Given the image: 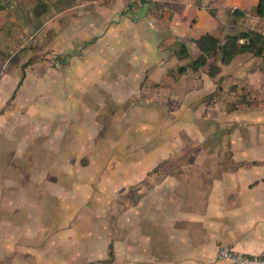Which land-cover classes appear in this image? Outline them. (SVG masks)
<instances>
[{
  "label": "crops",
  "instance_id": "obj_1",
  "mask_svg": "<svg viewBox=\"0 0 264 264\" xmlns=\"http://www.w3.org/2000/svg\"><path fill=\"white\" fill-rule=\"evenodd\" d=\"M68 1H53L60 6L54 17L55 23L60 21L54 24L58 52L72 55L71 64L78 66V79L86 86L112 77L109 85L118 92L117 106L132 107L136 118L150 119L154 128L149 135V144L153 140L154 145L140 152L137 164L138 177L150 172L149 191L135 207L140 215L134 223L133 248L121 238L117 264H212L222 247L243 255L264 251V56L240 55L229 65L213 58L199 69L192 66L200 55L194 41L205 34L222 38L234 32L237 9L241 18H250L246 22L250 29L240 32L264 35V19L252 15L259 0H81L73 8H68ZM2 8L0 125H8L7 114L17 110L30 73L36 82L51 73L31 71L32 66L23 80L22 72L21 79L15 75L9 81V62L17 55L7 53L12 37L23 44L29 34L17 31L15 17L9 18L10 11ZM144 19L150 30L141 35ZM181 45L187 47L189 58L179 57ZM115 47L117 57L109 61ZM97 48L107 57L96 58ZM27 63L13 67L16 71ZM213 63L218 67L215 72L210 68ZM22 96L20 104L28 103ZM89 96L90 102L98 95ZM191 143L206 144L208 150L178 151ZM165 144L167 151L161 152ZM11 171L12 179L0 183L1 260L23 222L22 216L16 221L14 216L16 194L22 195L24 184L22 179L14 182L15 169ZM18 173L19 168L15 176ZM183 208L189 214L180 215ZM144 212L150 216L144 218ZM143 238L150 240L149 247ZM24 247L18 256L29 255ZM32 253L40 255L39 250ZM77 257L75 250L74 264H79ZM13 261L26 264L18 258Z\"/></svg>",
  "mask_w": 264,
  "mask_h": 264
},
{
  "label": "rangeland",
  "instance_id": "obj_2",
  "mask_svg": "<svg viewBox=\"0 0 264 264\" xmlns=\"http://www.w3.org/2000/svg\"><path fill=\"white\" fill-rule=\"evenodd\" d=\"M80 1L71 0L66 5L73 8ZM2 6L10 11L9 18L15 17L13 26H17V31L29 34L23 44L12 37L14 43L7 53L17 55L9 62V68L6 66L9 81L15 75L21 79L22 66L15 71V63L29 62L26 70L34 66L31 71L51 75L36 82L30 73L17 110L7 114L11 123L0 125V183L6 185L12 179V167L13 181L22 179L24 184L22 195L17 193L15 198L18 210L14 220L17 215L22 216L21 232L16 241L7 242L8 250L0 264L17 258L26 264H74L75 250L79 264H117L121 238L129 249L133 248L134 223L140 215L135 207L150 187V172L138 177L137 169L140 152H148L154 145L153 140L149 144L154 129L150 119L139 115L136 118L137 112L128 105L117 106L118 92L109 85L114 82L112 77L95 81L93 86L78 79L81 73L77 72V65L71 64L72 55L60 54L56 49L54 24L60 21L55 23L54 17L59 14V5L50 4L42 15H37L34 0H0V11ZM249 19L235 18L238 29L228 33L250 29L246 26ZM140 28L141 35L148 33L147 19L140 22ZM99 50H95L96 58L107 57L105 50ZM113 51L107 57L109 61L117 57L118 48ZM17 82H12V86L16 84L13 90ZM93 92L97 99L89 102ZM22 95L28 103L21 105ZM104 99L106 103L102 102ZM207 146L185 144L178 151L184 149L193 154L200 149L207 151ZM162 151H167L166 144ZM190 162L185 160L186 166ZM183 211L189 214L183 208L180 215ZM147 216L149 212H144L143 217ZM143 242L150 246L149 239L143 238ZM22 246L29 255L18 256L24 253ZM38 250L39 256L32 253ZM220 263L223 262L217 259L212 262Z\"/></svg>",
  "mask_w": 264,
  "mask_h": 264
},
{
  "label": "trees",
  "instance_id": "obj_3",
  "mask_svg": "<svg viewBox=\"0 0 264 264\" xmlns=\"http://www.w3.org/2000/svg\"><path fill=\"white\" fill-rule=\"evenodd\" d=\"M34 1L37 2V15H42L54 0ZM253 14L255 17L264 19V0L258 1ZM233 16L239 18L242 16V12L237 9L233 12ZM241 40L244 42L241 43ZM194 43L200 52L198 58L192 62L194 69L206 66L209 60L213 58H217L222 65H229L240 55L249 54L256 58L264 56V35L255 30L243 31L237 34L227 33L222 38L205 34L195 40ZM178 55L181 59L189 58L188 49L185 45L180 46ZM27 67L28 65L22 67V80L25 78ZM210 68L211 72L218 70L216 63L211 64ZM111 249L112 247H110ZM110 255L112 256V251Z\"/></svg>",
  "mask_w": 264,
  "mask_h": 264
},
{
  "label": "built area",
  "instance_id": "obj_4",
  "mask_svg": "<svg viewBox=\"0 0 264 264\" xmlns=\"http://www.w3.org/2000/svg\"><path fill=\"white\" fill-rule=\"evenodd\" d=\"M241 43L244 41L241 40ZM219 261H229L233 264H264V251L258 255L238 254L229 247H222L217 253Z\"/></svg>",
  "mask_w": 264,
  "mask_h": 264
}]
</instances>
